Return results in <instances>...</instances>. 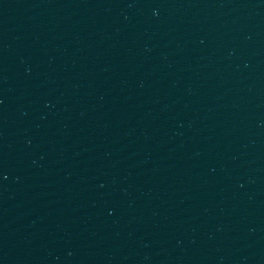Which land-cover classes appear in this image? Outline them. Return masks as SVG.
Wrapping results in <instances>:
<instances>
[{
	"label": "water",
	"instance_id": "obj_1",
	"mask_svg": "<svg viewBox=\"0 0 264 264\" xmlns=\"http://www.w3.org/2000/svg\"><path fill=\"white\" fill-rule=\"evenodd\" d=\"M264 68V0H0V264H154Z\"/></svg>",
	"mask_w": 264,
	"mask_h": 264
}]
</instances>
